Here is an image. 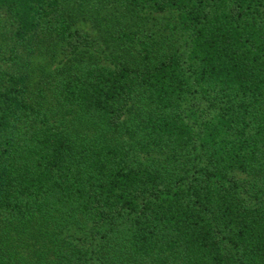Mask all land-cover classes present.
<instances>
[{
  "label": "trees",
  "instance_id": "obj_1",
  "mask_svg": "<svg viewBox=\"0 0 264 264\" xmlns=\"http://www.w3.org/2000/svg\"><path fill=\"white\" fill-rule=\"evenodd\" d=\"M0 264H264V0H0Z\"/></svg>",
  "mask_w": 264,
  "mask_h": 264
}]
</instances>
